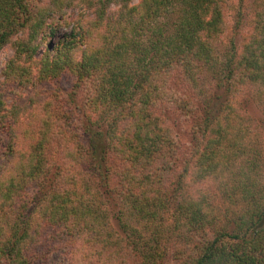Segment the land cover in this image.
<instances>
[{"label": "trees", "instance_id": "obj_1", "mask_svg": "<svg viewBox=\"0 0 264 264\" xmlns=\"http://www.w3.org/2000/svg\"><path fill=\"white\" fill-rule=\"evenodd\" d=\"M254 5L220 55L225 0H0V264L60 243L70 264H264L262 132L234 103L250 87L264 107ZM62 75L85 95L78 124L69 97L36 90Z\"/></svg>", "mask_w": 264, "mask_h": 264}, {"label": "rangeland", "instance_id": "obj_2", "mask_svg": "<svg viewBox=\"0 0 264 264\" xmlns=\"http://www.w3.org/2000/svg\"><path fill=\"white\" fill-rule=\"evenodd\" d=\"M256 0H225V21L223 26V34L220 38L213 42L215 48L217 49L218 53L222 55L230 46V38L234 37L235 44L239 49H241L244 39L248 36V33L251 32V25H252V15L254 10V3ZM133 2H138V0H133ZM242 10L243 14V23L237 28L235 31L233 30L236 22L237 11L236 9ZM71 12V13H70ZM69 16L71 18L75 17L73 11L69 10ZM13 55V46L11 44L6 45L0 50V83L4 80L3 70L5 68L6 62L8 59ZM179 88V94L185 93V86L182 85V81L179 79L176 81ZM210 86L212 91L217 94L220 91L215 89V83L213 81L210 82ZM41 87V88H39ZM7 91L5 95V101L8 106H10L13 101L15 100L16 93L13 91L14 89H18L15 83H8L5 85ZM41 94H48L50 92L56 93L58 97L61 99H65L69 97L70 100L68 102L64 101V104L73 105L74 106V113L73 116L78 124L79 121H85V108L83 106L84 102V94L78 88H74L72 82L69 78L65 75L56 77L52 79L50 82L42 83L41 85H37L36 89ZM59 94H61L59 96ZM235 105L238 108V111L241 115L250 118L252 123L255 124L259 130L262 132V135L259 137L261 140L257 141V145L260 146V149L263 152V159H264V107L257 105L254 100L253 93L250 87L246 88L245 90H241L235 96ZM71 101V102H70ZM30 103L28 104V107ZM32 106V105H31ZM32 109V107H31ZM24 117H21V122H24ZM19 119V120H20ZM177 120V119H176ZM178 127L181 128V131L176 136L180 143V151L181 154L185 155L186 152L189 151V142H190V128L191 125L188 124V121L184 118H178ZM17 132V130H16ZM1 136H0V145L2 144ZM69 244H57L51 249V254L46 257L45 261L41 264H70L69 263V256H68V247ZM68 256V257H67Z\"/></svg>", "mask_w": 264, "mask_h": 264}]
</instances>
